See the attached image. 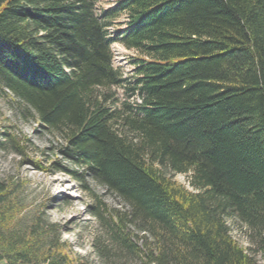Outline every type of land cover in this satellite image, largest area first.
<instances>
[{"label": "trees", "instance_id": "16d2710c", "mask_svg": "<svg viewBox=\"0 0 264 264\" xmlns=\"http://www.w3.org/2000/svg\"><path fill=\"white\" fill-rule=\"evenodd\" d=\"M98 2L0 0V94L127 205L92 212L106 263L260 264L228 219L264 256V0ZM114 44L137 53L130 77L113 64ZM0 136L26 155L7 126ZM24 185L0 177V261L93 264Z\"/></svg>", "mask_w": 264, "mask_h": 264}, {"label": "rangeland", "instance_id": "374dc122", "mask_svg": "<svg viewBox=\"0 0 264 264\" xmlns=\"http://www.w3.org/2000/svg\"><path fill=\"white\" fill-rule=\"evenodd\" d=\"M115 2L116 0H99L98 7L108 9ZM123 20L124 16L118 18V22ZM112 51L114 66L120 69L125 77H130L133 73L131 62L137 53L121 44H114ZM116 91L120 97L124 96L121 88H116ZM130 100L136 98L131 97ZM4 126L21 138L26 155L22 157L0 147V177L24 180V198H28L31 205L42 206L53 221L63 226V239L69 241L76 252L93 264H110L106 263L105 257L96 247V243L101 245L105 242V236L99 218L92 212L97 206H101V210L106 208L113 211L124 210L127 205L106 186L96 181L91 172L65 159L59 152L60 144L63 142L61 136L45 128L9 90L7 95L0 94V127ZM30 160L40 161L42 165L49 167V171L36 169L29 163ZM64 166L76 170L78 175L74 176L58 169ZM172 175L192 190L189 175L183 173ZM228 223L233 237L246 248L248 254L263 264L264 256L258 247L250 243L247 228L239 221L228 219ZM0 264L8 263L2 260ZM111 264L141 263L133 260L121 262L112 260Z\"/></svg>", "mask_w": 264, "mask_h": 264}]
</instances>
